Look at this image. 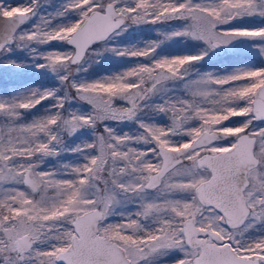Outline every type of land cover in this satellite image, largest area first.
Returning <instances> with one entry per match:
<instances>
[{
  "label": "snow or ice",
  "instance_id": "obj_1",
  "mask_svg": "<svg viewBox=\"0 0 264 264\" xmlns=\"http://www.w3.org/2000/svg\"><path fill=\"white\" fill-rule=\"evenodd\" d=\"M0 66L58 82L0 95V264H264V0H0Z\"/></svg>",
  "mask_w": 264,
  "mask_h": 264
},
{
  "label": "rangeland",
  "instance_id": "obj_2",
  "mask_svg": "<svg viewBox=\"0 0 264 264\" xmlns=\"http://www.w3.org/2000/svg\"><path fill=\"white\" fill-rule=\"evenodd\" d=\"M153 36L154 33H145L143 36H141V39L152 38ZM52 46L58 47V45L55 44H53ZM21 55L24 54L21 53ZM212 55L215 56L216 54ZM120 66L121 64L119 61L113 60L111 58H106L105 60H102L98 66L95 67L94 71H96L97 73H103L109 69L119 70ZM57 85L58 82L54 78H52L50 75H46L42 70L35 69L34 67L27 68L23 71H18L13 68L0 66V95H6L12 89L23 86L52 88L57 87ZM40 110L41 106H38L37 109L33 111L39 112Z\"/></svg>",
  "mask_w": 264,
  "mask_h": 264
}]
</instances>
